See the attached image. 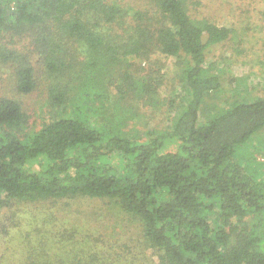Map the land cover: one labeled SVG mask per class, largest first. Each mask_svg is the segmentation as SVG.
<instances>
[{
	"label": "trees",
	"instance_id": "trees-1",
	"mask_svg": "<svg viewBox=\"0 0 264 264\" xmlns=\"http://www.w3.org/2000/svg\"><path fill=\"white\" fill-rule=\"evenodd\" d=\"M196 5L0 0V36L32 47L28 55L0 43V60L16 63V90L27 94L34 53L55 112L28 132L20 102L0 96V264H264V176L245 148L264 128V95L199 120L205 96L221 88L208 52L232 29L190 13ZM162 56L181 60L183 92L169 99L177 111L165 133L136 140L110 123L114 114L109 125L96 121L112 85L116 103L129 93L156 102L164 74L135 76L127 61ZM77 198L107 206L120 236L102 234L71 206ZM49 201H65L57 209L65 219L49 217L32 239L19 228V206Z\"/></svg>",
	"mask_w": 264,
	"mask_h": 264
},
{
	"label": "rangeland",
	"instance_id": "rangeland-1",
	"mask_svg": "<svg viewBox=\"0 0 264 264\" xmlns=\"http://www.w3.org/2000/svg\"><path fill=\"white\" fill-rule=\"evenodd\" d=\"M190 13L197 17L205 16L215 23L232 29L228 40L212 46L208 52L207 64L211 68V73L219 75L221 88L205 96L199 120L206 121L207 118L228 108L235 101L249 102L264 95V0H199V5L192 6ZM8 33H2L0 43L6 45V48H14L29 55L32 47L27 45L28 39ZM30 56H33L29 61L34 67L36 86L27 94L16 90L14 76L16 63L12 60L9 62L0 60V96L12 97L20 102L22 109L28 115L26 126L28 132L39 129L44 121L54 117L55 114L54 110L48 106V80L44 75L43 66L38 60H34V53ZM160 59L127 61L132 64L128 70H131L135 76L150 74L155 77L164 74L165 83L160 87L158 101L139 100L129 97L132 95L129 93L125 99L116 103V89L112 85L109 88V100H104L102 110L98 109L99 113L94 114L96 121L107 124L109 121H105L114 114L110 123L118 124L117 126H120L123 132L136 140H144L150 133H165L170 125V119L177 111L169 106V99L173 92H179L177 76L181 60L164 56ZM179 93L183 94V92ZM93 105L98 107L100 102L95 101ZM246 146L245 148L252 152L254 160L258 162L256 166L262 172L260 177L264 176V128L254 134ZM64 202L54 204L49 201V204L42 208L30 204L19 206V214H21L19 228L32 239H38L35 235H38V230L42 229V222L46 225L49 217L58 218L56 224L65 219L63 214L57 212L58 207H62ZM71 206L82 209L87 215L95 218L96 226L105 236L111 239L120 236L122 224L116 223L113 218L110 220V217L106 215L109 209L101 202L77 198L71 201ZM6 213L9 212L6 210ZM64 229L62 226L59 230L63 232ZM12 232L22 237L20 232Z\"/></svg>",
	"mask_w": 264,
	"mask_h": 264
}]
</instances>
